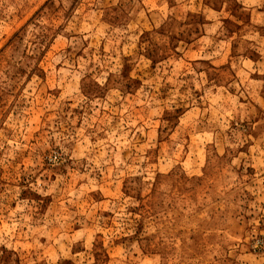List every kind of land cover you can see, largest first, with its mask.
I'll return each mask as SVG.
<instances>
[{"label":"rangeland","instance_id":"1","mask_svg":"<svg viewBox=\"0 0 264 264\" xmlns=\"http://www.w3.org/2000/svg\"><path fill=\"white\" fill-rule=\"evenodd\" d=\"M0 264H264V0H0Z\"/></svg>","mask_w":264,"mask_h":264}]
</instances>
